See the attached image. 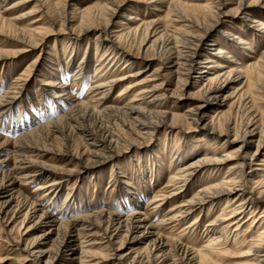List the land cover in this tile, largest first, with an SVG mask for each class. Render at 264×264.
I'll use <instances>...</instances> for the list:
<instances>
[{
  "label": "bare ground",
  "instance_id": "6f19581e",
  "mask_svg": "<svg viewBox=\"0 0 264 264\" xmlns=\"http://www.w3.org/2000/svg\"><path fill=\"white\" fill-rule=\"evenodd\" d=\"M31 1L33 7L18 14L19 8ZM70 1L15 0L0 12V45L11 43L16 48L11 51L0 49V63L40 48L36 55L40 59L28 64L15 80L19 92L26 90L32 81L36 82L37 66L46 65L47 58H42L40 53L48 45L50 25L59 24V31H68L67 46L71 49L67 57L65 52L59 54L60 48L55 42L53 49L57 57L51 55L48 63L64 62L59 65L68 73L71 72L72 56L83 38L88 40L89 35H94L95 44L91 54L93 78L81 101L71 99L66 112L14 140L0 137V224L5 229L17 227L19 240L16 246L22 253V263L102 264L110 257L114 264H264V108L260 107L264 102V53L254 63L238 67L230 52L222 48L226 42L213 39L216 27L231 18L241 20L244 32L263 37L264 21L257 20L254 15L264 16V12L249 8L252 2L260 0H228V6L225 0H206L202 5L192 4L191 0H139L159 10L165 5L164 16L158 15L149 21L123 14L126 0H99L93 7H73L68 12L65 8ZM36 14L38 18L26 26L19 25ZM114 17L118 18L116 23L109 25ZM41 21L49 24L48 27H44L46 24L41 26ZM70 24L74 26L70 28ZM224 35L232 44L240 45L243 51L250 49L230 29ZM136 41L139 47L133 54L132 44ZM83 50L85 59L88 45ZM146 54L159 61V68L151 71L150 77L165 78L161 72L167 73L175 77L177 86L187 85L191 75L206 63L207 66L192 77L193 83L206 80L199 93L202 102L192 104L184 115H171L169 121L161 102L168 92L165 85L148 83L147 78L124 84L120 91L122 106L104 105L110 89L139 74V71L117 74L116 60L123 58L125 68L139 61L146 68L151 65ZM83 70L80 66L76 68L71 83L79 79ZM237 83L241 84L238 88L235 87ZM67 87L48 79L38 86V90L59 102L69 99L65 92ZM232 88L234 90L223 97L224 90ZM175 93L168 96L182 101L183 97H178L183 95L176 96ZM129 95L131 97L127 99ZM237 96L238 107L231 120L225 116L231 114L232 106L223 110L224 100ZM16 101L17 96L5 92L0 97V117L4 115V108L13 106ZM207 114L210 119L201 125ZM178 120H182L189 132H195L206 141L216 139L226 144V149H231L237 140L240 145L220 156L213 149H205L198 158H186L178 153L179 150H174L165 174V185L157 184L156 168H151L150 177L135 175L145 162L132 165L128 171H134L133 174L113 169L110 177L115 180L114 186H120L119 190L124 191L125 205H133L123 212L100 209L58 220L57 214L52 212L53 206L49 205L50 209L38 206L37 202L23 197L16 186L19 181L35 184L34 190L42 197H57L72 173L80 176L124 152L121 143L129 134L152 136L159 127L173 128V123ZM232 123L234 126L230 130ZM230 131L234 136L231 141ZM150 151L149 163L156 162L159 150L153 148L146 153ZM258 155L262 157L260 165L256 164ZM60 156L66 157V162L74 167L59 166L56 162L61 160ZM232 160L234 162L230 163ZM225 166H228L226 171L219 176ZM200 170L217 175L205 178L203 185L186 197L189 180ZM139 178L144 180L142 187L135 183ZM125 187L128 190L125 191ZM149 188L148 199L137 201L139 191ZM65 196L63 205L70 194ZM220 205L223 208L213 215L215 207ZM260 208L262 211L255 215ZM155 215L158 220L154 219ZM194 215L181 230L182 234L170 235L173 228ZM199 216L211 219L203 226L206 237L197 249V243L187 240L184 235L196 233ZM244 220H253L249 224L253 230L237 244ZM163 226L169 232H165ZM39 229L42 231L36 234ZM229 236L240 249L233 257L228 256L229 251L225 248ZM232 258L236 260L232 261Z\"/></svg>",
  "mask_w": 264,
  "mask_h": 264
},
{
  "label": "rangeland",
  "instance_id": "374dc122",
  "mask_svg": "<svg viewBox=\"0 0 264 264\" xmlns=\"http://www.w3.org/2000/svg\"><path fill=\"white\" fill-rule=\"evenodd\" d=\"M0 0V12L6 8L8 4H10L12 1L15 0ZM55 1V0H52ZM139 0H126V9H124L121 12H124L123 14H129L134 18H138L141 21H149L154 19L155 17L164 16L165 5L163 4L159 9H154L151 5H145L144 3L138 2ZM206 0H191L192 4H204ZM251 0H247V2H250ZM228 0H225L224 3L226 4ZM99 3V0H71L69 3H67V6L65 8L66 11L70 12L73 7H76L77 9H83L86 7H93ZM256 3V4H255ZM140 4L142 6H140ZM34 5V2L31 1L30 3H27L25 7L19 8L17 11L18 14L20 12H24L27 9H31ZM227 5V4H226ZM160 6V4H159ZM228 6V5H227ZM230 7V6H229ZM23 8V9H22ZM128 8V9H127ZM252 11H258V12H264V0H260V2H252L249 7ZM126 12V13H125ZM122 17V16H121ZM255 18H258L257 20H263L264 16H259V14L254 15ZM35 18H38V14L30 16L26 18L23 22H20V26H26L31 20H34ZM53 21L57 22V19L55 17L52 18ZM118 18L114 17L111 19V22L109 25L115 24L116 20ZM29 22V23H28ZM225 24H221L213 32V39L222 40L225 41V45L222 44V48L225 50V52H230V55L233 57L234 63L237 64L238 67H246L250 63H254L261 55L264 53V36H258L251 32H244V27L242 25L241 20H237L235 18H231L229 22H224ZM241 25H240V24ZM41 26L42 24L44 27H48L49 24H47L45 21L40 22ZM70 28L74 25L70 24ZM59 24H55L53 26L50 25V28L48 30L50 36H48V45L42 52L40 53L42 55V58H47L46 65L41 64L42 66L38 65L36 68V82L32 81L30 83L29 87L24 89L23 91L19 92V88L15 85V80L20 77L21 72L25 69V67L30 64L34 60H39L40 58L36 55L39 53L40 48L33 49L32 52H26L24 54H21L18 58L15 59H9L5 61V63H0V97L4 95L5 92L10 91L13 96H17V101L13 106L5 107L4 108V115L0 117V137L7 140H14L17 137L21 136L22 134L28 133L32 130H34L37 126H39L42 123H45L53 118H56L66 112L71 104V99L76 101H81L87 94L88 88L91 86L93 74H92V68L94 65V60L91 57L92 52L94 51V35H89L88 40L87 38H83L82 42L79 44V48L75 52V56H72V62H70V68L71 72L68 73L67 70H65L61 65L64 64L61 63L59 60L48 63L50 61V58H52L51 55H54V49L53 46L55 45V42L58 43L59 54L62 52H65V55L67 57V53L70 51L71 47L67 46L69 42V38L67 36L68 32L67 30L62 31L58 30ZM233 34H236V37L241 38L244 42H246L249 46V50L243 51L240 48V45L232 44L229 42L230 38L226 35H224V32L229 31ZM242 36V37H241ZM256 36V37H255ZM85 39V40H84ZM84 41V43H83ZM83 43V44H82ZM2 44V43H1ZM11 43L0 45V49L5 51H11L13 49H16L13 47V44ZM85 45H88V53L85 55V59H83V49L85 48ZM7 46V47H6ZM229 46V47H228ZM132 53H136L138 50V42H133L132 44ZM227 50V51H226ZM56 55V54H55ZM51 56V57H50ZM57 57V55H56ZM55 57V58H56ZM147 57V58H146ZM82 58V59H81ZM90 58V59H89ZM145 58L147 60H150L149 63L151 64L150 67L143 66L142 64H139V62L133 66H128L125 68V60L122 58L118 61L116 60L115 63V70L117 74L123 73L124 71L128 72L127 74L134 73L139 71L138 76L136 78H128L124 79L121 82H119L117 85H115L112 89H110V92H108L106 101L104 105H115V106H122L123 103V95H120V91L122 90L124 84L128 82H134L133 79L136 80H145L150 81L148 83L152 84H161L163 83L167 89V93L164 99L161 101L163 103V110H166L168 114V120L170 121L171 115H184L187 108L191 107L194 103L202 102L200 93V88L205 83L206 80L202 82L193 83L194 80H192V77L197 75L199 71H202L204 67H206V63H203L198 70L195 71L191 75V79L188 80V84L185 86L176 85V79L172 75H166L165 73L161 72L165 78H162V76L157 77H150L153 75L151 71L156 70L159 68V61L155 57H151V54H146ZM88 59V60H87ZM57 62V63H56ZM56 63V64H55ZM73 63V64H72ZM86 64V65H85ZM56 66V67H55ZM80 66L81 69H85L82 71V74L79 76V79L74 83H71L72 75L75 74L76 68ZM55 67V69H54ZM86 67V68H85ZM50 69V70H49ZM54 69V70H53ZM57 69V70H56ZM201 69V70H199ZM38 71V72H37ZM55 72V73H54ZM38 75V76H37ZM55 75V77L53 76ZM56 80V82L64 84L66 86H69L66 88L67 97L69 99L60 100L59 102H56L51 96H47L46 94L40 93L38 90V86L42 85L47 80ZM38 80V81H37ZM62 80V81H61ZM165 81V82H164ZM73 85V86H72ZM241 84L237 83L235 87H239ZM54 90V89H53ZM234 88L224 90L223 97L226 94H229L232 92ZM173 91H176V96H179L180 94L183 96L182 101L174 100L172 97L168 96ZM131 95L127 96V99L130 98ZM162 98V97H161ZM238 96L233 97L231 99L224 100L225 108L223 107V110H226L227 107L230 105L232 106V112L226 115V118H230L231 120L235 118V111L238 107ZM228 100V101H227ZM179 102V105L176 103ZM260 107L264 108V102L262 101ZM234 112V114H233ZM209 115H205L203 119L201 120V125L204 123H207L209 120ZM234 121V120H233ZM232 121V122H233ZM173 128H165V127H159L156 132L152 136L147 135H140V136H134L130 134L126 138V140L121 143V146L124 148V152L120 153L116 157L107 160L104 162V164L96 165L92 167L91 169L87 170L86 173L77 176L76 174L72 173V177L68 182H64L63 184V190L62 192L57 196H48V197H42L40 194L37 193V191L34 190L35 184H24V182L19 181L18 184H16L19 192L23 197L28 198L31 202H37V205L39 206H47L48 209H50L53 206V214L58 217V220H64L65 218H72L73 216L80 215L81 213L85 214L90 211L94 210H108L111 212H123L126 210L131 209L133 205L130 203H127L125 205L123 194L124 191L119 190L118 187L114 186L115 180H113L110 177V172L113 169H116L117 171H125L131 173L132 171H128V169H131L132 165L136 164H142L145 162L143 168L139 170L138 172H135V175L139 176L144 174L147 177H150L151 175V168H156L158 171V185H165L166 183V172L169 169L168 166H170V158H172V153H174V150H179V154L186 158H189V156H194L193 158L201 157V152L205 149H213L212 151L216 153V155L220 156L223 155V153L232 152L234 149H236L237 146L240 145L239 140L234 142L232 144L231 149H226L224 144H221V141H217L216 139H210L208 141L202 139L201 137L196 136L197 134L195 132H189L190 130H187V126L183 124L182 120H178L175 123H173ZM237 120H236V123ZM233 123L230 125V130L233 128ZM229 140H233L234 136L233 131L229 132ZM155 148V150H159V155L157 156V161H152L149 163L148 159L152 156V151L149 153H146L148 150ZM158 148V149H157ZM162 152V153H161ZM154 155V154H153ZM61 157V156H60ZM152 158V157H151ZM256 164L260 165L262 162H260V155L256 156ZM144 160V161H143ZM234 160L230 161V163H233ZM59 166H63L65 168L72 169L74 167V164L67 163L66 157H61V160L59 162H56ZM149 164V165H148ZM154 166V167H153ZM226 167L222 168L220 172L218 173L219 176H221L225 171ZM164 169V170H163ZM162 171V172H161ZM124 173V172H123ZM134 171L132 172V174ZM156 173V174H157ZM160 174V176H159ZM216 173H210L207 172V170H200L197 173H195L191 179L189 180L188 189H185V196L190 197L197 188H199L206 180L210 177L216 176ZM77 176V177H76ZM208 178H207V177ZM45 181V180H44ZM141 178H139L135 183L140 185H144ZM204 181V182H203ZM20 183V184H19ZM23 184V185H22ZM113 184V185H112ZM120 184V183H119ZM121 185V184H120ZM113 188H112V187ZM122 186V185H121ZM124 187V185H123ZM128 190L125 187V191ZM150 188L149 190H140L139 191V198L137 201L142 200L145 201L150 196ZM69 193L70 196L68 198V201L64 204V199H66L65 194ZM118 193V194H117ZM143 193V194H142ZM146 193V194H145ZM143 195V196H142ZM122 196V197H121ZM72 198V199H71ZM123 198V199H122ZM121 200V201H120ZM70 202V203H69ZM53 203V205H51ZM130 204V206H129ZM51 207H50V206ZM106 205V206H105ZM223 206H216L215 211L213 215H216L219 213L220 209H222ZM262 209H257L255 212V215H258ZM61 217V218H60ZM195 217L191 216L186 219L181 225L173 228L172 232L167 231L166 226H163L165 232H169L171 236L175 237L179 234H182V229L185 225L191 222V220ZM247 216H245L244 219H246ZM155 220H158V216H154ZM211 218L209 217H202L199 216L198 223L196 225V233L193 234V236H190L188 234L184 235V238L187 240L196 242L195 248H200V246L203 245L202 242H204L206 234L204 233V224L205 222L209 221ZM253 220H244L245 225L240 228L239 231V237L236 239V243H240L241 239L246 235L251 233L253 228L249 227L250 222ZM11 228L5 229L0 224V264H23L21 257L22 253L20 252V249L16 246L17 241L19 240V232L17 231V227L11 230ZM42 230L39 229L36 231V234H39ZM164 232V233H165ZM35 234V235H36ZM193 237V238H190ZM196 239V240H195ZM234 238L229 236V240L227 241L226 249L229 251L228 256L233 257L236 256L237 252H239V247H235L236 243H234ZM235 244V245H234ZM241 248V247H240ZM238 255V254H237ZM111 258H107L105 262L102 264H114ZM235 258H232V261H235Z\"/></svg>",
  "mask_w": 264,
  "mask_h": 264
}]
</instances>
